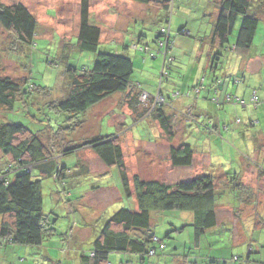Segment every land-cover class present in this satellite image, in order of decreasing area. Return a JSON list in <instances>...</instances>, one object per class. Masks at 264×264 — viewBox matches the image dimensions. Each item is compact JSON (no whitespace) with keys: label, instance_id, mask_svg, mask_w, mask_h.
I'll return each instance as SVG.
<instances>
[{"label":"rangeland","instance_id":"obj_1","mask_svg":"<svg viewBox=\"0 0 264 264\" xmlns=\"http://www.w3.org/2000/svg\"><path fill=\"white\" fill-rule=\"evenodd\" d=\"M166 1L168 0H152L148 5L130 0H89L90 21L99 27L101 32L98 51L130 58L134 64V73L133 86L127 93L115 94L89 111L90 122L85 125L79 138L107 137L106 139L112 138L119 142L130 177L136 174L145 180H159L168 184L191 180L205 174L217 178L216 192L220 195L216 207L217 227L208 231L197 243L194 238L192 212L175 210L152 213L154 233L164 248L158 249L156 256L147 259L149 264H174L185 257L188 258L187 261L196 260L199 264H203V260L206 263L212 261L218 264H235L231 259L236 257H242V262L238 264L264 262V249L260 248V254H257L250 247L256 246L259 240L264 238V224L259 226L261 224L259 214H264V204L259 202V193L256 192V183L259 179L262 183L263 176L258 172L253 175L249 169H245L244 172V168H240V160H234L237 159V155L233 156V152L242 151L238 146V140H242L243 137V132L239 131L242 128L240 123L246 124L247 120L246 110L236 101L244 100L247 96L251 98L256 92L251 81L246 93H243L241 87L246 86L244 79L239 84L240 80H236V77H242L240 71L243 58L264 56V20L259 25L254 49L244 57L229 53L223 57L219 67L218 75L222 78L225 94L217 91L214 93L217 96L215 99L223 96L233 101L230 105L240 107L234 114L223 115L228 119L225 124L233 135L223 137L221 145L215 140L216 136L210 137L201 132V135L198 134L189 140L197 153V160H193L195 163L190 167L175 168L170 160L171 148L179 146L187 139L183 123L186 119H193L189 107L176 108L175 105L182 101L181 99H192L194 96L191 94L189 98H182L176 92L179 97L163 100L159 93L162 92L166 97V93L174 89L173 83L180 85L194 75L190 64L192 61L197 62L199 55L206 54L197 52L198 55L192 56L189 50L191 47H187L189 44L176 43L179 39L176 33L185 24L193 31L191 36L200 31L202 37L191 39L192 45H198V50H204L202 47L208 46L211 39L207 36L212 34L214 28L212 19L220 0H170L169 10L164 8ZM0 2L7 6L24 4L39 25L35 46L29 50L28 46L25 47L27 52L24 54L11 52L15 56L14 59L7 53L14 47L12 37L0 27V76L30 78L29 83L38 89L25 101L17 102L13 110L2 113L0 120L22 123L35 132L49 128L47 119H50V124L56 128V124L66 120L67 115L51 109L50 102L59 99V96L65 93L64 89L69 83L68 65L77 69L91 67L95 58L91 53L60 48L61 40L67 41L72 38V44L77 41L82 0H0ZM238 28L239 23L230 37L232 41L236 40ZM164 31L165 38L161 36ZM168 33L172 38L171 45L176 43L178 48L183 47L174 52L177 60L171 65L169 55L164 56L169 46ZM161 45L165 47L162 48ZM259 59L248 63V70L257 67ZM199 74L201 78V73ZM254 74L260 78L259 73ZM261 74L264 76L263 71ZM245 79L248 81L247 76ZM208 80L210 81V77ZM225 87H230V90L226 91ZM199 88L200 86L197 93L200 92ZM134 99L138 100L135 107ZM213 104L217 106L221 102ZM247 104L253 105L252 102ZM207 105L215 114L210 104ZM161 107L172 120L174 137L171 140H168L152 116V113ZM224 130L223 126L222 133ZM75 136L77 133L73 135ZM204 148L213 155L212 168L201 154ZM2 156L0 152V159ZM244 157L246 164H252L254 161L253 157L245 155ZM225 158L234 161L233 165L225 162L222 164L220 160ZM85 164L88 165V175L69 177L67 175L61 182L54 181L53 177L43 180V211L52 220H57L55 236L42 247L18 246L19 259L14 264H59L58 262L78 264L77 253L89 252L93 240L88 238L95 236L103 221L122 208H137L134 198L128 199L123 192L118 168L116 166L106 168L90 148L58 159L59 166L65 165L72 172L80 171ZM223 168L231 170L232 179L227 184L221 174ZM250 188H253L252 191L258 196L252 194ZM86 189L87 193L81 202L79 192L82 194ZM255 196L257 200L254 199ZM183 226L187 227L181 232L175 231ZM70 231L74 233L73 237L67 236ZM80 236L84 240H81ZM246 238L249 239V243L243 244ZM121 256L111 255L110 264H120ZM247 256L251 257L250 262L247 261ZM10 257H0V264H9L6 260H10ZM48 258L51 261L47 260Z\"/></svg>","mask_w":264,"mask_h":264},{"label":"trees","instance_id":"obj_2","mask_svg":"<svg viewBox=\"0 0 264 264\" xmlns=\"http://www.w3.org/2000/svg\"><path fill=\"white\" fill-rule=\"evenodd\" d=\"M130 1L148 5L152 2V0ZM170 5L171 2L168 0L164 8L169 10ZM89 8V0H82L76 43L72 44V38L67 41L61 40L60 43V48L63 50L75 49L95 56L91 67L77 69L68 65L66 72L69 75V83L64 89L65 93L59 96V99L50 102L51 109L67 115L66 120L57 123L56 128H53L50 124L51 120L47 119L49 128L35 132L22 123L0 120V152L3 154L0 159V257L11 256L10 260H6L9 264L18 261V246L42 247L55 236L57 220H52L43 211V180L53 177L54 181L61 182L67 175L68 177L88 175L87 164L82 165L80 171L75 172L65 165H58L59 157H68L86 148H90L106 168L115 166L118 168L123 192L128 199L134 198L137 208H122L103 221L95 238L93 236L88 238L93 240L89 252L77 253L78 264H110L109 260L113 254L123 256L120 257V264H149L147 259L156 256L158 249L164 248L153 230L152 213L154 212L175 210L192 212L194 238L197 243L218 224L216 207L220 195L216 192L215 176L200 175L176 184L145 180L136 174L130 177L119 142L112 138L106 139L107 137L79 138L85 125L90 122L89 111L115 94L127 93L133 86L134 73V64L130 58L98 51L101 32L99 27L90 21ZM218 9V17L210 39L211 46H209V49L212 47L213 53L207 56L211 61L209 70L216 86L222 83L218 73L223 57L228 56L229 53L244 57L254 49L259 25L263 21L264 1L220 0ZM238 23L236 40L232 41L230 37ZM0 27L12 37L11 42L14 47L7 51L10 58H15L11 52L24 54L27 52L25 47L28 46L29 50L35 46L39 25L35 16L24 4L7 6L0 2ZM186 27L187 24L181 27L176 36L187 38L192 42L191 39L195 38V35L191 36L193 31L190 29L188 31ZM165 32L161 34L163 38L166 37ZM199 32L195 34H200ZM171 39L169 36V46L164 53L165 57L169 55L170 65L176 62L174 52L180 49L176 43L171 45ZM191 55L193 56L192 53ZM214 64L217 66L215 67ZM29 79L0 76V117L2 113L13 110L17 102L25 101L30 94L38 90L35 85L29 83ZM237 79L239 80V76L236 77ZM197 86H200L199 93ZM203 88H205L204 79L187 91L177 92L182 98H189L192 94L194 101H198L203 98L200 97ZM41 89L48 90L44 87ZM255 94L257 101L252 102V95L250 103L256 106L260 103V98L257 92ZM215 97L217 96L214 94L211 98L212 103H220L221 100ZM169 99L175 98L171 95ZM239 101L241 104L238 105H242L243 108L251 105L244 100ZM137 102V99L133 100V107ZM225 102L233 103L226 98ZM152 116L159 123L168 140L173 139L172 120L162 107L156 109ZM191 120H194V117ZM76 133L77 136L73 137ZM170 160L175 168L190 167L194 160L193 146L189 142L173 146ZM85 191H82V194L79 192L81 202L87 189ZM185 227L187 226L175 231L181 232ZM67 236L73 237L74 233L70 231ZM80 239L84 240L81 236ZM241 258L236 257L231 260L238 264L242 262ZM187 259L185 257L174 264H199L196 260L187 261ZM247 261L250 262L251 257L247 256ZM203 264L218 263L212 261L206 263L203 260Z\"/></svg>","mask_w":264,"mask_h":264},{"label":"crops","instance_id":"obj_3","mask_svg":"<svg viewBox=\"0 0 264 264\" xmlns=\"http://www.w3.org/2000/svg\"><path fill=\"white\" fill-rule=\"evenodd\" d=\"M214 13H215V16L213 17L212 21H214L215 23L218 17V13H219L218 6L215 8ZM263 20H264V16H263ZM199 33L200 34H195V38L200 39L202 37L201 32ZM209 37L211 38V36H207V38ZM178 42L189 44L187 47H191L189 48L190 54L192 53L193 55H198L197 52H200V53L205 52L206 54L205 56L199 55L198 61L197 62L192 61V63L190 64L191 71H194V75L192 76V78L186 79L180 85L177 84L176 82L173 83L174 89L171 90V92L166 93V97L169 98L173 93L179 90L187 91L191 89V87L197 85L198 81H201L202 79H204L205 88H203L200 93V97L201 98L203 97L202 100L194 101L193 98L192 99H181L182 101H178L179 103L175 105L176 108L185 107V106L189 107L192 111V114L194 115L193 116L194 120L186 119V121L183 123L184 129L186 130L187 139L183 140V142L181 143L189 142L191 144V141L189 140L194 138L197 135V133L201 135V132H203L206 135H209L210 137L216 136L215 140H217L222 145L223 137H229L230 135H233L232 133H230V130L227 129L228 125L225 124V121H227L228 119H225L223 115L228 116V113L234 114L237 112L238 109H240V107L233 106V105H230L229 103H226L225 98H223V96L219 97V99L221 100L220 105L216 106L211 101L212 96H214L215 90H217L220 94H223V95L225 93H223L224 92L223 81L220 86H216L214 84V80L211 81L213 76L211 74V71L208 68L210 61H209V58L207 57L208 53L209 55L213 53V49H211L212 47L209 49V46H211L210 41H208L210 45L208 44V46L202 47L204 50H201V49L198 50L199 46L192 45L193 43L189 41L187 38L184 39L183 37H179V39L176 40V43ZM180 49H183V47ZM257 59H259V61H257L259 62L257 64V67L253 68L251 71L248 70V63L254 62V60H257ZM261 59H264V56L257 57V55H255L253 58H248V59L243 58L242 59V65H241V71H240V74L242 77H239V80H240L239 84H241V80L244 79L246 86L241 87V89L243 93H246L252 81L255 87L253 88V90L255 89L256 92L258 93V96L260 98V103L256 106L248 105L247 107L244 108L246 110L247 120H246V124H243L242 122L240 123L242 124V128H240L239 131L243 132V137H242V140H238V146L241 148L242 151L238 150L236 153L233 152L234 153L233 156L235 157L237 155V159H234V160H237V161L240 160L239 165L241 166L240 168H244V172L249 169L248 171H251L253 175H256V173L258 172V174L263 176V178L261 179L262 183H260V179L258 180V183H256L257 184L256 192L259 193V199H258L259 202L264 204V198H263L264 197V76L261 74L262 71L264 72V69H263L264 60H261ZM199 72L201 73V78H200ZM254 73H259L260 78H257ZM245 76H247L248 81L245 79ZM208 77H210V81L208 80ZM229 84L231 86V82ZM225 90L229 91L230 87H225ZM245 99H246L245 101L246 103H250V97L247 96ZM207 104H210V106L212 107V110L215 111L214 112L215 114L211 112V109L208 108ZM225 106H228V108H224ZM241 112L243 111L241 110ZM190 123H191V126H189ZM223 126L225 127L224 133H222ZM192 146L194 145L192 144ZM201 154L205 156L204 161L209 163V166H211V168L214 167L213 155L210 152H207L205 148H204V152H201ZM196 155H197L196 150H194V161L197 160ZM244 155L247 157L254 158V161L251 162L252 164H246V161L244 160L245 159ZM240 157L242 158L240 159ZM194 161L193 163H195ZM220 162L222 164L224 162L227 164L231 163V165H233L234 163V161L231 162L230 158L221 159ZM216 166H218V164ZM221 174L226 179L225 184L231 181L230 179H232V176H231L230 169L223 168V170L221 171ZM236 174L237 173H235V175ZM236 178H238V176H236ZM252 190L253 188L251 189V191ZM256 192L252 191V194L257 195ZM257 196L254 197L255 200H257ZM259 218L261 220L260 221L261 224H259V226L261 227V225L264 224V214H259ZM224 224L225 222L223 223V225ZM259 241L260 242H258L256 246L254 245L250 246L251 249H253V251L256 252L257 254H260V251H259L260 248L264 249V242H263L264 238L260 239ZM247 243H249V239L246 238L243 244H247ZM255 263L264 264V262H259V261Z\"/></svg>","mask_w":264,"mask_h":264},{"label":"built area","instance_id":"obj_4","mask_svg":"<svg viewBox=\"0 0 264 264\" xmlns=\"http://www.w3.org/2000/svg\"><path fill=\"white\" fill-rule=\"evenodd\" d=\"M161 47H163V45H161ZM145 96H147V95H145ZM159 97L161 98V99H163L164 100V98H162L160 95H159ZM175 97H176V95H175ZM257 101V97H256V94H254L253 95V100H252V102L254 103V102H256ZM241 101H239V103H240Z\"/></svg>","mask_w":264,"mask_h":264},{"label":"clouds","instance_id":"obj_5","mask_svg":"<svg viewBox=\"0 0 264 264\" xmlns=\"http://www.w3.org/2000/svg\"><path fill=\"white\" fill-rule=\"evenodd\" d=\"M163 46H164V45H163ZM162 48H163V47H162ZM159 95H160V96H163V98H165L164 95L162 94V92H160ZM172 95H173V97H174L175 95H176V97H179V96H177L176 92L173 93ZM168 99H169V98H165V100H168ZM176 99H177V98H176Z\"/></svg>","mask_w":264,"mask_h":264},{"label":"bare ground","instance_id":"obj_6","mask_svg":"<svg viewBox=\"0 0 264 264\" xmlns=\"http://www.w3.org/2000/svg\"><path fill=\"white\" fill-rule=\"evenodd\" d=\"M239 81V80H238ZM239 103V102H238ZM255 106V105H254Z\"/></svg>","mask_w":264,"mask_h":264}]
</instances>
